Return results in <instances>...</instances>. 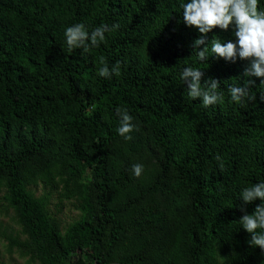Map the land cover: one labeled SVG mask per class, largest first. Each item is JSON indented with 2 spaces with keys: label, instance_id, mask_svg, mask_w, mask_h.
Listing matches in <instances>:
<instances>
[{
  "label": "trees",
  "instance_id": "16d2710c",
  "mask_svg": "<svg viewBox=\"0 0 264 264\" xmlns=\"http://www.w3.org/2000/svg\"><path fill=\"white\" fill-rule=\"evenodd\" d=\"M186 2L0 0V214L18 226L0 234L8 253L33 264H264L239 211L242 190L264 182V82L244 75L248 60L213 57L211 39L235 43L234 26L209 32L198 59ZM76 23L120 27L85 52L66 44ZM101 56L121 74L100 77ZM186 67L202 85L217 80L223 102L191 99ZM249 80L256 99L242 107L229 88ZM117 108L138 128L130 141ZM53 190L80 212L63 230Z\"/></svg>",
  "mask_w": 264,
  "mask_h": 264
},
{
  "label": "clouds",
  "instance_id": "9594fccd",
  "mask_svg": "<svg viewBox=\"0 0 264 264\" xmlns=\"http://www.w3.org/2000/svg\"><path fill=\"white\" fill-rule=\"evenodd\" d=\"M183 9V22L188 27H195L202 34L193 44V49L204 45L203 49L197 52L200 61L208 59L209 42L206 36L214 28L227 31L230 26H234L235 43L232 41L221 42L218 37H213L210 41V51L213 57L223 58L224 60L235 61L237 56L241 60H248L250 66L245 70V76H255L262 78L264 82V9L260 7V0H188L181 3ZM120 25L114 23L111 27L102 24L89 32L83 23H76L66 27L64 36L69 50L83 49L88 52L91 48L99 47L106 42L105 33L119 29ZM101 67L98 75L105 79L121 74L119 62L111 68L108 66L105 57L99 58ZM203 72L200 69L186 67L181 73V79L187 83L188 96L193 99H202L204 107L222 103L224 95L218 91L220 84L217 80L209 78L201 84ZM254 82L249 80L244 86H231L229 93L231 100L240 104L242 107L249 101H255L256 95L249 91ZM264 101V94L260 95ZM116 114L120 117L117 133L126 141H130L131 132L138 130L132 123L133 117L126 109L117 108ZM220 160V157H216ZM223 169V164H220ZM144 171L142 164H134L132 172L135 177H140ZM243 206L239 211L245 214L241 216L240 223L246 232L251 234L248 243L258 246L264 251V182H259L251 187H246L241 192ZM259 199L262 203L257 205L251 214H247L245 206ZM262 231H257V230Z\"/></svg>",
  "mask_w": 264,
  "mask_h": 264
},
{
  "label": "rangeland",
  "instance_id": "374dc122",
  "mask_svg": "<svg viewBox=\"0 0 264 264\" xmlns=\"http://www.w3.org/2000/svg\"><path fill=\"white\" fill-rule=\"evenodd\" d=\"M35 196L42 192L40 185L28 186ZM49 211L57 219L59 227L63 230L69 223L77 219L80 216L79 210L75 207V202L73 200H61L57 199V194L55 190L50 192L49 195ZM10 211L5 214H0V234L8 233L12 230L15 234L18 230V226L10 218ZM23 238V236H19ZM5 240L0 236V264H33L29 262L27 257H20L16 252L8 253L5 247Z\"/></svg>",
  "mask_w": 264,
  "mask_h": 264
}]
</instances>
